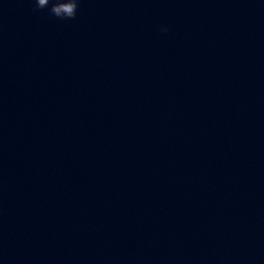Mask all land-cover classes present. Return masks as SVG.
I'll list each match as a JSON object with an SVG mask.
<instances>
[{"label": "water", "instance_id": "95a60500", "mask_svg": "<svg viewBox=\"0 0 264 264\" xmlns=\"http://www.w3.org/2000/svg\"><path fill=\"white\" fill-rule=\"evenodd\" d=\"M34 7L0 0V264H264V0Z\"/></svg>", "mask_w": 264, "mask_h": 264}, {"label": "clouds", "instance_id": "9594fccd", "mask_svg": "<svg viewBox=\"0 0 264 264\" xmlns=\"http://www.w3.org/2000/svg\"><path fill=\"white\" fill-rule=\"evenodd\" d=\"M34 10L47 9L51 15L61 20L75 19L80 0H33ZM160 31L167 33L169 29L161 26Z\"/></svg>", "mask_w": 264, "mask_h": 264}]
</instances>
